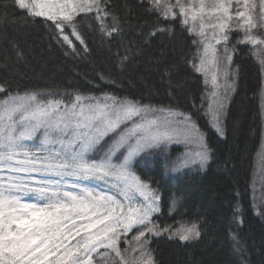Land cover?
Instances as JSON below:
<instances>
[{
    "label": "trees",
    "instance_id": "trees-1",
    "mask_svg": "<svg viewBox=\"0 0 264 264\" xmlns=\"http://www.w3.org/2000/svg\"><path fill=\"white\" fill-rule=\"evenodd\" d=\"M99 2V13L93 7L73 18L84 44L74 38L68 24L58 21L70 47L52 21L30 16L15 0H0V86L7 89L0 99L8 93L25 92L51 93L63 99L76 94L107 95L190 116L210 149L203 172L171 178L161 158L152 167H133L158 197V212L149 227L161 229V234L153 235L147 243L153 262L264 264V140L259 107L264 64L256 47L243 42L244 32L237 27L236 13L243 7L238 9L237 0H231L233 19L225 43L232 60H225L234 90L220 124L221 136L207 125L208 90L194 67L201 49L192 20L193 9L199 8L196 0H160L158 8L150 0ZM255 2L259 5V0ZM178 3L191 8L187 23ZM168 8L172 14L165 17ZM257 23L264 24L259 19ZM252 32L264 37V26ZM225 43L217 46L224 58ZM116 134L104 139L98 149ZM145 158L142 155L141 159ZM193 223L199 237L188 242L175 238ZM140 230L144 226L119 240L123 259L140 257L129 243ZM104 261L102 264H122L112 256Z\"/></svg>",
    "mask_w": 264,
    "mask_h": 264
},
{
    "label": "snow or ice",
    "instance_id": "snow-or-ice-1",
    "mask_svg": "<svg viewBox=\"0 0 264 264\" xmlns=\"http://www.w3.org/2000/svg\"><path fill=\"white\" fill-rule=\"evenodd\" d=\"M15 3L20 9H26L30 16L52 21L70 47L71 41L58 21L68 24L72 34L84 44L73 23L74 15L91 11L93 7L98 13L102 11L99 0H91V3L15 0ZM150 3L158 8L160 0H150ZM177 6L187 23L191 8L186 9L179 3ZM206 7L217 16V23L212 27L218 29V33L214 32L212 39L217 44L227 42L226 29L231 28L229 22L233 19L229 12L231 0H208L207 4L200 0L192 18L204 14ZM236 7H243L236 13L237 27L244 32L243 42L256 47L258 58L264 64V37L252 32V29L264 26L257 23V19L264 22V0H259V5L255 0H243L241 5L237 0ZM170 14L171 8L166 9L165 17ZM100 18L98 15L97 19ZM107 34L111 35V32ZM200 34L203 35V25ZM201 43H204V55L201 65L194 67L206 72L204 65L215 63L217 52L210 42ZM209 54L211 61L207 60ZM225 58L231 63L226 43ZM224 75H227L226 71ZM216 79L213 73V87ZM6 92L7 89L0 86V93ZM212 97L215 104L213 126L223 136L219 123L223 104L215 92ZM156 111L163 115L151 120L147 118L149 113ZM128 122L131 127L126 126L117 134L104 156L93 159L91 154L98 150L103 138ZM181 139L185 143L201 144L202 134L190 116L174 113L171 109L157 110L141 106L137 101L107 95L103 99L80 94L63 99L55 98L51 93L37 92L5 95L0 99V264H45V261L47 264H92V254L99 255L97 250L100 248L106 250L105 256L109 255L107 250L122 256L117 248L121 235L118 228L127 234L137 226H144V230L133 237L138 243L132 246V251L140 250L141 255L131 264H154L146 247L147 239L141 240V237L145 236V230L153 235L161 234V229L154 225L149 227L152 213L158 211V197L135 174L131 165L133 158L142 152ZM201 148L191 164L203 168L210 149L203 144ZM118 152L122 159L117 157ZM171 164L170 170L179 172L189 166V161L178 159ZM101 184L108 187H100ZM176 203L173 200V204ZM78 220L86 223L78 226ZM97 225L104 227L92 232ZM81 232L87 235L76 245L69 246L70 240L80 236ZM199 235L197 225L193 223L179 232L178 238L188 241ZM235 247L240 250L239 241ZM49 255L55 259L49 260ZM122 264L129 262L122 257Z\"/></svg>",
    "mask_w": 264,
    "mask_h": 264
},
{
    "label": "rangeland",
    "instance_id": "rangeland-1",
    "mask_svg": "<svg viewBox=\"0 0 264 264\" xmlns=\"http://www.w3.org/2000/svg\"><path fill=\"white\" fill-rule=\"evenodd\" d=\"M206 1V0H205ZM240 1V0H239ZM243 1V0H241ZM78 3H91V0H77ZM196 5H200V0H196ZM26 10V9H25ZM198 9H193V12H197ZM88 12V11H85ZM85 12H78L76 13L74 16L81 14V13H85ZM212 10H205L204 14L202 15H197L195 19L192 18V20H195L196 23V31L198 34H196L197 36H199L200 40V45H201V49H200V55L198 57L196 66H200L201 65V59L203 58L204 55V43H201V41H204L205 43L210 42L212 45H214L215 50L217 52V58L215 63H206L204 65V68L206 69L205 71H197L196 68L195 70L197 71L198 74H200L204 80V84L207 88V106H206V118H207V125L210 129L214 130L217 134L218 132L216 131V128L213 126V110L215 108V104L212 103L213 102V97H212V93L215 92L217 97L220 98V101L223 104V108L221 110V116H220V121L219 123L221 124V121H223V118L225 117L226 114V110H227V106H228V100L231 96V93H233L234 90V86L233 83L229 80V69H228V63L225 60L226 58L223 57V54H221V52H218V45L214 39H212L214 32L218 33V29H214L212 27V25L217 23V16L215 14H211ZM203 25V35H201V26ZM74 38L76 39V37L74 36ZM77 40V39H76ZM79 41V40H78ZM225 41H221V44H224ZM68 44V43H67ZM227 54L230 55V50L227 51ZM225 55V54H224ZM208 61L212 60L211 54H209V56L207 57ZM225 71L227 72V75H224ZM213 73L216 74L217 79H216V86L213 87L212 84V76ZM264 84V83H263ZM105 96H99V97H93V98H100L103 99ZM210 103H212V107L210 108L209 105ZM259 107H260V113H261V120H262V131H263V140H264V85L262 88V94H260L259 97ZM154 108V107H152ZM154 109H162V108H154ZM167 111V109H165ZM174 113H179L177 111L171 110ZM163 114L160 113L159 111L153 112V113H149L148 115V119H156L157 117L162 116ZM138 119V118H137ZM196 125V124H195ZM131 127V122H128L127 125H121V127L119 129H117V131L115 133H120L124 130L125 127ZM221 127V125H220ZM196 128H198V126L196 125ZM199 129V128H198ZM200 130V129H199ZM200 133L202 134V141L201 144L206 145L205 142V136L204 133L200 130ZM112 133H109L107 136H105L103 138L106 139L109 135H111ZM117 134L115 135V137H113L111 139L110 142H108L106 144V146L101 149L99 148V145L97 146V151H95L94 153L91 154L93 159H99L101 157L104 156L105 151L108 149V147L112 144L113 139H115L117 137ZM102 140V141H103ZM101 141V142H102ZM100 142V143H101ZM201 144H197V143H185L183 141V139L178 140V141H173L171 143H168L166 146L165 145H161L158 148H154V149H150V150H146L145 152H142L139 156L134 157L133 161H132V169L134 167V165H140L142 167H152L153 162L158 159L161 158L165 164L167 165V172L166 175L170 176L171 178H176L178 176H183L184 174L187 173H197V172H203L207 166V163L209 161V158L207 160V163L205 164V166L203 168H201L199 166V164H195L192 165L191 164V160L196 159V153L198 151H202L201 148ZM264 146V143H263ZM263 146H261V150L263 152ZM176 148V149H175ZM142 155H146L145 159H141ZM117 157L121 158L120 153H117ZM208 157H209V152H208ZM115 159V158H114ZM176 159V160H175ZM189 161V166L183 168L181 171L179 172H172L170 169L172 167L171 161ZM100 187H108L106 185L101 184ZM114 191V190H113ZM154 193V192H153ZM155 194V193H154ZM156 195V194H155ZM156 205L158 207V200L156 201ZM158 211L152 213L151 215V219L153 217V215H155ZM83 223H86V221H81L78 220L77 221V225H81ZM105 223H109V221H105ZM71 227V225H70ZM104 225H97L96 228L91 229L92 232H96L99 229L103 228ZM138 227H143V226H137L135 228H133L130 232H128L127 234H123V229L122 228H118V232L121 233L119 240L121 238H125L127 237L134 229L138 228ZM87 233L85 232H81L80 236H76L75 239H71L70 240V245L69 246H73L76 245L77 241L81 240L82 237L86 236ZM151 237H153V234L146 231L145 230V236L141 237V240H145L147 239V243L150 242ZM176 239L178 238V234H176ZM195 239V237H194ZM119 240L117 241V248H118V244H119ZM193 240V238H190L188 241ZM180 241V240H179ZM188 241H182V242H188ZM138 242H136L134 239L131 241V246H135ZM147 247V245H146ZM105 249L104 248H100L97 250V252L99 253V255L97 253H93L92 254V264H97L98 261L104 263V259L106 257H115L118 261L122 262V256H117L115 252H112L111 250H107L109 252V255L105 256ZM138 255L140 256V250H137ZM57 255H60V253H57ZM127 260L129 263H131V261L133 259H131L132 257H128ZM137 258V257H136ZM49 260H54L55 257H53L52 255H49L48 257ZM45 264H47V261H45Z\"/></svg>",
    "mask_w": 264,
    "mask_h": 264
}]
</instances>
